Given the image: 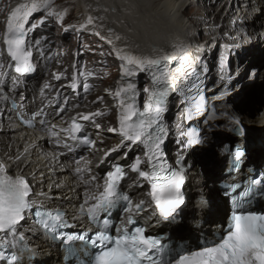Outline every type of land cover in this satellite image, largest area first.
<instances>
[{"label":"bare ground","instance_id":"obj_1","mask_svg":"<svg viewBox=\"0 0 264 264\" xmlns=\"http://www.w3.org/2000/svg\"><path fill=\"white\" fill-rule=\"evenodd\" d=\"M243 2L244 8H240L242 11L235 12L233 9H229L230 0L69 1L74 6V17L78 21V29L86 33L99 32L98 36L106 40L111 38L113 45L108 49L113 50V46H115L116 51H113L116 56L118 53L121 54L118 50L120 48L126 54L156 58L163 49H171L174 43L191 45V39L187 38L189 36L188 31L192 32L194 29H204L205 27L214 29L215 25L222 24V28L227 29L228 37H223L222 40L217 39V42L206 48L198 47L195 49L191 46V54L200 58L196 64L195 75L199 74L208 80L211 94L218 104L227 101L240 102L244 93L264 89V27H261L264 24V17L255 14L262 2L260 0H244ZM21 4L31 5V1L0 0V16L5 13V18L2 20V24L0 23V27H2L0 28V64L3 65L0 67V127H2L0 130V164H3L6 169V172L0 175L14 177L22 175L28 178L33 185L30 189L29 201L33 207L40 206L42 203L51 207L64 208L65 217L76 218L78 205L81 203L86 205L88 193L95 183L93 179L103 178L110 172L113 155L117 154L121 148L124 149V147L120 149L113 147L115 144H121L118 130L116 133L108 131L110 126L115 128L119 125V122L117 125L110 124L119 114L117 107L114 106V104L119 105V99L115 97V92L119 88L126 87L132 79L147 77L151 81L150 73L140 72L137 76L126 78L121 74L119 75V72H114L113 81L108 78L106 83L96 87L91 93L90 90L86 91V94H90V96H86L83 104L80 105L81 107L68 104L69 107L67 108L63 105V100L65 97L76 96L77 92L71 89L75 83V86L78 87L81 79L78 73L72 74L71 70L68 71L62 66L63 63L67 64L69 61L66 59L68 56L64 60L60 56L63 53L60 47L64 46H54L51 54L54 57L50 58L47 74L43 75L41 82L37 83L36 87L26 86L17 81L12 82L8 72L12 61L4 43L3 32L6 30L11 12ZM190 5L194 6L196 10L194 9V13L188 18L185 15V10ZM255 15L254 21L257 20V25L260 26L258 30L262 34L255 29L254 32L250 31L253 23L250 17ZM89 16L93 17L95 27L81 28L80 26L86 24ZM206 19H210V22ZM190 26H192L191 30ZM245 26L248 29H245ZM209 32L210 30H206V28L202 30L203 34H209ZM30 35L31 27H27L26 50L33 52L34 48L31 45ZM116 35L121 36L122 40L116 41ZM43 42L45 43V40L42 38L40 44ZM58 43L55 41L56 45ZM154 48L159 51H153ZM32 52H30V63L33 71L30 74L36 71L35 57ZM108 52L110 53V51H102L103 59L97 60L95 64L99 65H95L93 69L102 66L101 62L109 61L107 59ZM68 54L69 52H67ZM114 62L116 63V61ZM117 64L121 67L122 61L120 63L117 61ZM73 66L77 68L75 65H72V68ZM113 67L119 68L115 65ZM53 72L56 73L55 77L52 76ZM96 74L98 75V73ZM183 83L182 81L180 87ZM46 85L48 87H45ZM99 94H102L100 99L98 98ZM263 97L264 91L257 99ZM9 98L19 103L21 108L18 113L20 116L23 117L25 112L34 113L37 118L35 125L39 129L38 131L22 130L15 117L6 118L2 115L1 107L7 104ZM166 101L167 111L163 117L164 124L168 129L166 137L174 143V155L169 161L178 160L185 167V191L188 209L180 215V219L183 218L184 220L183 224H180V228H175L173 224L164 222L157 229L156 234L165 236L169 234L168 239H172L171 236L190 239V236L193 237L197 233L209 237L228 209V202L219 189V184L227 179L226 173L230 167V161L222 154V149H225L229 144L240 145L245 149L246 169L252 167L253 164H264V123H262L264 116L259 118L260 115H252L253 112H251V116L247 110H233L242 117L243 121L247 119V122L244 121L246 128H243V135L237 131V134L233 135V140L225 141L219 139L221 132H216L211 139V145L207 140L202 149L186 148L185 144L189 131L194 126H198L200 129L207 128V121L206 119L199 121L195 118L190 122L188 121L186 113L188 104L185 103L186 98L181 91L170 94ZM141 103L143 100H138L137 106L141 107ZM93 105L100 106L101 111L105 109L107 111L101 115L103 116L101 123H98L102 131L95 127L91 128L88 124H82L80 121L81 113L86 114L87 110L94 111L91 109ZM61 110L62 113L59 112ZM248 114L249 116H246ZM250 120L254 121L250 122ZM71 121H77L82 126L81 131L84 134L92 135L94 147L97 148L96 152L91 150L87 153L86 150L76 147V139H71L70 136L66 137V134L61 133L63 127L69 125ZM53 124H56L57 128L52 129ZM226 125L228 124L223 126ZM221 131L228 130L222 128ZM97 132L102 133V136L94 137ZM52 136L55 137L54 141L50 140ZM218 141L220 142L218 143ZM59 142H63V145L66 146L62 150L63 152L69 154L68 152L73 148L84 159L79 163L67 160V164L63 162L61 157L57 158L44 153V144H49L54 148H62ZM31 144L37 149H30ZM102 148H104L103 152H101ZM111 149L117 150L111 151L109 154ZM66 158L69 159L71 156L68 155ZM139 168L147 170L148 166L143 163ZM77 169H80L79 173ZM237 176L240 177V175ZM146 185L147 181L142 180L131 169L130 173L121 179V186L118 189L127 191L132 199L137 200L140 196L138 187H145ZM142 207L143 211L134 213L133 219L138 220L144 215L159 216L158 210L155 209L150 200H144ZM193 209H201L202 211L195 218L185 220V214ZM87 228L90 229V227ZM18 232L23 234L24 242L29 247L28 251L22 255L21 264H26L24 258L27 256L31 258L29 260L31 263L56 262L63 257L59 246L40 236L38 228L32 224L28 214L19 226Z\"/></svg>","mask_w":264,"mask_h":264},{"label":"snow or ice","instance_id":"obj_2","mask_svg":"<svg viewBox=\"0 0 264 264\" xmlns=\"http://www.w3.org/2000/svg\"><path fill=\"white\" fill-rule=\"evenodd\" d=\"M40 7L36 2H32L31 5L21 4L11 12L6 24L4 43L11 61L14 62L15 71L19 74L33 71L30 63L31 53L26 50L25 37L27 27L35 28V24L29 25V19ZM49 7V4H44L45 9ZM53 14L51 11L46 12L48 16ZM40 23H44L43 19ZM87 26L95 27L93 17H87L86 24L80 27ZM109 31L111 32V30ZM95 34L99 35V32ZM115 40L121 41L122 37L116 35ZM107 42L113 44L111 38ZM35 44L39 45L40 41H35ZM113 50L116 51L115 46H113ZM153 51L159 50L154 48ZM117 59L122 61L121 75L126 78L137 76L140 72L150 73L153 88L144 87L142 89L143 93L148 94L142 111L137 106L139 90L134 82L127 83L126 87L119 88L115 92V97L119 99L120 109L118 135L121 139L120 147H129L130 144L145 146V157L149 170H141L139 166L142 161L136 158L135 164L132 165V171L149 183L148 196L154 202L155 209L158 210L159 220L175 224L185 203L182 194V186L185 183V167L180 161L175 168L165 162L162 145L165 143L168 129L164 124L163 117L167 111L166 98L170 94L178 93L181 82L186 83L189 76L196 74V64L200 58L191 54L190 45L174 43L171 49H164L156 58L118 53ZM0 67L3 65L0 64ZM197 80H199V76H197ZM194 89L197 96L193 97L190 104L185 101L186 104H189L186 108L189 122L195 117L204 116L207 111L206 98L200 93V85L193 83L188 91L192 92ZM122 93H127V95L124 96ZM91 115H98V113ZM80 116L83 120L91 118L90 115L83 113ZM228 122L236 125L237 130L243 135L244 129L239 120L229 118ZM51 127L55 129L57 125L53 124ZM81 127L74 121L67 131L70 134L78 133L81 131ZM96 127L99 129L100 125L97 124ZM62 131L64 130L62 129ZM108 131L116 133L117 129L109 128ZM70 138L82 139L85 145L94 146V141L87 136L70 135ZM201 144L202 140L199 135L194 131L189 132L185 147L191 148ZM229 147L234 161L238 164L245 157L246 150L238 145ZM115 150L117 149L109 150V154ZM5 172L4 165L0 164V174ZM77 172L79 173L80 169H77ZM122 177L123 166L121 165L115 166V171L108 174L103 192L97 198V202L88 208V213L93 218L100 212L110 211L117 200L126 202V212H133L132 204L128 203L130 197L122 195L118 190L117 179ZM257 194L264 195V176L254 177L248 190L242 196L233 198V209L228 222L222 225L223 231L219 238L195 250H182L159 238L146 236V229L143 226L135 227L131 233L127 230L117 232L115 236L108 234L105 230H98L90 240L91 245L100 250L95 255L94 264H264V213L253 211L249 207L253 197ZM29 201L30 185L22 175L15 179H11L7 175H0V233L15 238L26 215L33 214L35 222L42 225L43 230L56 234L57 224L53 223L50 229L48 220L41 219V217L59 222L60 214L41 211L40 208L34 209ZM143 204L144 201L136 204L135 209L138 212L143 211ZM103 223L107 226L108 220L105 219ZM135 223L136 221L129 216L127 224ZM59 227L63 228L66 225L59 223ZM24 239L23 234H20V240ZM61 239L84 241L86 237L84 235L76 237L69 235L66 238L61 237ZM25 250H28L27 246H25ZM75 255V251L69 248V259ZM0 262L18 264L19 257L15 253H7L6 249L0 250Z\"/></svg>","mask_w":264,"mask_h":264},{"label":"rangeland","instance_id":"obj_3","mask_svg":"<svg viewBox=\"0 0 264 264\" xmlns=\"http://www.w3.org/2000/svg\"><path fill=\"white\" fill-rule=\"evenodd\" d=\"M29 1H31V3L36 2L41 6L40 9L38 11H36L32 15V17L29 19V25H32V24L36 25L34 29L31 28V35H30L31 37L30 38L32 39L33 34H34V36H36L38 34H41V35L45 34V37H40V38H43L45 40V43L44 42L41 43L42 45H45L46 47H51V49H53L54 46L55 47L64 46V47H60L61 48L60 50L63 51V53L61 55L64 56L61 58L64 60L68 56V58H66V59H68L69 61L67 62V64L63 63V65H62L63 67H65L66 65L68 66V65L72 64V65H75L77 67V68H74V66H73L75 73L81 72V70L79 69L81 67L83 69H85L86 71H88V70H90L88 68L89 66H92V65L98 66L99 65V64H95V62L99 59L100 60L103 59L102 58V55H103L102 51H110V53L108 52L109 54H107V56H108L107 59L109 61H106L104 63H102V62L100 63L101 65H105L107 63L106 64L107 66L106 65L104 67L100 66L102 68H99L100 71L97 75L98 80H99L98 83H100V85H102L103 83H106L108 78L111 79L110 81H113L112 78L115 76L114 72H119V75L121 74V67H119V64H117V61L120 63L121 60L117 59L116 53L113 50H109L110 47L108 45L107 40L100 38L94 32L86 33V32L80 31L78 29V27H79L78 21L74 17V6L69 3L70 0H29ZM46 3L50 5V7L48 9L44 8V4H46ZM195 3H192V4H195ZM208 6H210V5H208ZM58 7H60V8H58ZM194 9L196 10V8L194 6H191V5L189 6V8L187 10L184 9L186 11V13H185L186 17L189 18V16H191V14L194 13V11H195ZM47 11H51L54 14L51 16H48V15H46ZM4 18H5V13L2 16H0V23L3 22L2 20H4ZM42 19L44 21L43 24L40 23V21ZM206 20L210 22V19H206ZM222 27H223L222 24L215 25L214 29H210V28L205 27L206 30L207 29L210 30L209 34H203L202 33V30H204L205 28L204 29L199 28L200 30L194 29L192 32L188 31L189 36L187 38L191 39V42H192L190 46L194 47L195 49L198 47L199 48H206V47L214 44L218 40H222L223 37L224 38L228 37L227 29L224 30ZM0 28H2V27H0ZM245 28L248 29L247 26H245ZM66 29H67V31H66ZM191 29H192V26H190V30ZM250 31L254 32V26L251 27ZM0 32H1V30H0ZM255 36H256V34H255ZM55 41L59 42L58 45L55 44ZM51 42H53L52 44H54V45H52ZM118 50L121 54H126V52L123 49H122L123 51H120V48ZM67 52H69L70 55L69 54L67 55ZM50 53L52 54V51H50ZM35 60H36V58H35ZM113 60L116 61V63ZM113 65H115L119 68L115 69V67H113ZM84 74H87V73H84ZM130 82H134L137 85V88L139 90L138 93L140 94V97H143V95L148 96V94L142 92V89L144 87L152 88V86H153L151 81H149L147 77H144L142 79H140V78L139 79H132V80H130ZM100 85H98V86H100ZM263 91H264V89L263 90L248 91V92L244 93L240 102L231 101L230 103L227 104V106H228L227 108L232 109V110H236V111H242V110L246 111L247 110V112H250V111L254 110L253 109L254 101L257 99V97L262 95ZM29 98L31 100H33L30 96H29ZM227 102H229V101H227ZM224 103H226V102H224ZM224 103H222V104H224ZM118 118H119V116L116 115L114 121H112V123L110 122V124L117 125L119 122ZM209 124L207 122V128H208ZM108 127H107V129H108ZM216 127H217L216 124L212 125L213 130H215ZM202 129H204V128H202ZM217 131L218 130H215L214 133L216 134ZM220 132L221 133L219 135V139H222L225 141L233 140V135L237 134L236 131L233 130L232 128L228 131H223V132L220 130ZM209 135L210 134L208 133V136ZM216 137L217 136L215 135V138ZM166 139H168V141H167L168 149H169L170 155H172L174 152V143L168 137H166ZM139 145L140 144L130 145L129 147H124L123 150L121 148L117 154L113 155V158H112L113 162H111V165L114 163V160L116 159V160H121L122 163L126 167H129V159L132 156L140 153V146ZM210 145H211V142H210ZM103 151H104V148H102L101 152H103ZM98 179H100V177ZM194 211L195 212H201L202 210L196 209Z\"/></svg>","mask_w":264,"mask_h":264},{"label":"water","instance_id":"obj_4","mask_svg":"<svg viewBox=\"0 0 264 264\" xmlns=\"http://www.w3.org/2000/svg\"><path fill=\"white\" fill-rule=\"evenodd\" d=\"M167 49V48H166ZM169 49V48H168ZM164 50V49H163ZM253 109L254 110H252V111H250V112H247V113H249L250 115L252 114L251 112H253V114L252 115H260V117L259 118H261L262 116H264V97L263 98H258L257 100H255L254 101V106H253ZM249 114L248 115H246V116H249ZM251 115V116H252ZM229 118H234V119H237V120H239L240 122H244V121H246L247 119H244V121H243V119H242V117H240V115H234V113L233 112H228V113H226L225 114V118L223 119V121H222V123L220 124V128H222V127H224L223 125L224 124H228L229 122H228V120H229ZM254 120H250V122H253ZM247 122V121H246ZM245 123V122H244ZM262 123H264V119H263V121H262ZM229 125H232V124H230L229 123ZM144 226L147 228V233H152L154 230H155V227L154 226H152V225H150V224H148V223H144Z\"/></svg>","mask_w":264,"mask_h":264},{"label":"trees","instance_id":"obj_5","mask_svg":"<svg viewBox=\"0 0 264 264\" xmlns=\"http://www.w3.org/2000/svg\"><path fill=\"white\" fill-rule=\"evenodd\" d=\"M234 113V115H239L238 113H236V112H233ZM209 124V123H208ZM218 133L220 132V131H217ZM198 214H200L199 212H195L194 211V209L193 210H190L189 212H187L186 214H185V220L186 219H193V218H195V216L196 215H198Z\"/></svg>","mask_w":264,"mask_h":264}]
</instances>
